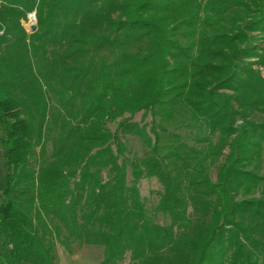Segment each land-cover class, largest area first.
I'll return each instance as SVG.
<instances>
[{
	"label": "trees",
	"instance_id": "1",
	"mask_svg": "<svg viewBox=\"0 0 264 264\" xmlns=\"http://www.w3.org/2000/svg\"><path fill=\"white\" fill-rule=\"evenodd\" d=\"M262 114L264 0H0V264H264Z\"/></svg>",
	"mask_w": 264,
	"mask_h": 264
},
{
	"label": "rangeland",
	"instance_id": "2",
	"mask_svg": "<svg viewBox=\"0 0 264 264\" xmlns=\"http://www.w3.org/2000/svg\"><path fill=\"white\" fill-rule=\"evenodd\" d=\"M35 15V20L31 19L30 14ZM37 26V18L36 12H30L28 14V20L23 22L24 27L28 32L30 31V26L32 24ZM264 115V114H262ZM142 113L136 114L134 117V121H141ZM150 120L149 117L146 118V121ZM117 123H110L109 127L112 130H115ZM125 142L127 145V151L125 159L129 166V179H130V172H131V163L135 160L142 158L144 154V146L142 141L134 135H128L125 138ZM263 171L264 173V144H263ZM5 176L6 170L4 166V161L2 158V152L0 151V194L5 185ZM215 176V175H214ZM140 193L145 200L147 211L149 216H151L157 223L165 224L168 223V220L162 216L161 214L157 213V206L159 202V192L162 191V186L159 180L156 177L151 178H144L141 180L139 184ZM1 203V198H0ZM57 254L59 257V264H98L102 259L103 248L97 246H88L85 245L83 247L74 246L73 253H69L63 246H57ZM130 263V255L127 253L124 260L119 264H129Z\"/></svg>",
	"mask_w": 264,
	"mask_h": 264
},
{
	"label": "water",
	"instance_id": "3",
	"mask_svg": "<svg viewBox=\"0 0 264 264\" xmlns=\"http://www.w3.org/2000/svg\"><path fill=\"white\" fill-rule=\"evenodd\" d=\"M30 17H31V19H33V20H35V15L32 13V14H30ZM36 28H37V26L33 23L31 26H30V31H35L36 30Z\"/></svg>",
	"mask_w": 264,
	"mask_h": 264
}]
</instances>
